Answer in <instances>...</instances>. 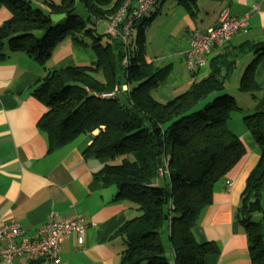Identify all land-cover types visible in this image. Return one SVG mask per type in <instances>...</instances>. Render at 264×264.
I'll list each match as a JSON object with an SVG mask.
<instances>
[{
  "label": "trees",
  "instance_id": "1",
  "mask_svg": "<svg viewBox=\"0 0 264 264\" xmlns=\"http://www.w3.org/2000/svg\"><path fill=\"white\" fill-rule=\"evenodd\" d=\"M164 1L156 0L151 7ZM124 2L0 0L11 12L0 26V60L9 53L22 54L45 64L65 40L88 47L95 58L92 64L48 72L31 90L46 108L37 127L46 135L48 149L86 135L89 142L82 156L110 161L94 177L104 186H114L116 199L138 212L115 232L124 247L119 264H169L167 249L173 264H204V258L217 254L218 248L212 242L198 243L193 229L212 203L215 184L225 180L245 153L238 136L227 127L231 113L241 108L225 92L226 81L240 63L248 61L238 90L248 93L257 88L254 75L264 57V41L224 47L209 60L205 77L193 79L183 93L161 103L151 91L168 67L148 61L145 54V31L155 14L134 21L126 42L121 39L123 26L134 6L127 7L114 36L95 33L96 24L106 26ZM176 2L190 12L196 6V0ZM76 3L83 16L76 15ZM62 14L61 21H51V16ZM196 72H190L192 78ZM103 94L112 96L103 98ZM243 121L259 160L245 180L234 216L245 234L250 264H264V113ZM165 176L168 182L159 186L157 180ZM163 232L167 244L160 239Z\"/></svg>",
  "mask_w": 264,
  "mask_h": 264
},
{
  "label": "crops",
  "instance_id": "2",
  "mask_svg": "<svg viewBox=\"0 0 264 264\" xmlns=\"http://www.w3.org/2000/svg\"><path fill=\"white\" fill-rule=\"evenodd\" d=\"M53 1L59 3L60 0ZM198 1L191 12L178 4L172 6L169 26L163 28V43L159 49L154 47L148 56L145 45L148 61L168 67L167 75L151 91L158 102L173 99L183 93L193 79L205 77L210 69L209 60L224 47L264 41V0H201L204 17L200 25L193 21L196 12L201 10ZM223 10L232 18H245L246 31L237 32L223 46L210 49L204 56L205 65L192 78L185 64L190 30L204 31L216 26ZM10 17V10L0 3V26ZM94 61L90 50L69 40L60 43L45 64L22 54L9 53L0 60V228L15 222L24 235L31 238L50 213H54L57 220L81 217L86 224L82 243L75 234L64 236L59 245L61 264H119L124 247L115 232L138 215L128 202L116 199L114 186H104L94 177L110 161L82 156L88 136L79 135L70 143L49 150L46 135L37 127L46 108L32 96V88L48 72ZM244 63L248 61L240 63L236 69L241 70ZM254 80L257 88L253 92H240L239 81L231 87L236 90L234 99L241 110L231 113L227 127L238 136L245 153L225 180L215 184L212 203L202 211L193 229L198 243L212 242L218 248L217 254L204 258V264H250L247 240L234 212L245 180L259 160L257 145L243 118L264 113V57L256 66ZM226 182L231 183L229 188ZM39 263L49 264L45 260ZM0 264L8 263L0 260ZM11 264L37 262L16 260Z\"/></svg>",
  "mask_w": 264,
  "mask_h": 264
},
{
  "label": "built area",
  "instance_id": "3",
  "mask_svg": "<svg viewBox=\"0 0 264 264\" xmlns=\"http://www.w3.org/2000/svg\"><path fill=\"white\" fill-rule=\"evenodd\" d=\"M156 0H125L123 6L111 22L106 24L105 32L111 36L116 34L117 24L121 21L127 7L133 11L127 23L123 26L121 39L126 42L132 31V24L145 15ZM245 18H232L226 10L220 12L218 24L204 31L192 28L190 30L189 49L185 53V64L189 72L194 73L205 65V54L214 47L224 45L237 32L246 31ZM112 94H103L108 98ZM230 182H226L229 188ZM86 224L81 217L57 220L54 213L48 214L46 222L39 227L31 238L24 235L23 230L15 222H8L0 228V260L8 264L16 260L34 263L45 260L49 264H61L59 245L64 236L75 234L82 243Z\"/></svg>",
  "mask_w": 264,
  "mask_h": 264
},
{
  "label": "rangeland",
  "instance_id": "4",
  "mask_svg": "<svg viewBox=\"0 0 264 264\" xmlns=\"http://www.w3.org/2000/svg\"><path fill=\"white\" fill-rule=\"evenodd\" d=\"M198 3H199V5L197 4V6H198V9L200 10L201 5H202L201 0H199ZM176 4H177L176 0H165L164 2L154 6L153 7L154 10L150 9L145 14L146 17H149V16L153 15L155 12H157V14H155V15H158L157 19L154 22L151 21L152 23L151 22L149 23V25H148V27L146 28V31H145V38H146L145 45H146L148 56L151 54V52H152L154 47H157L156 49H159L160 45L163 43V39H162V36L164 34L163 33V28H164V26H169L168 23H169V21L171 19L170 14L172 13V11H171L172 9L171 8H172V6H175ZM76 5H77L76 6V8H77L76 9V15L83 16L84 12H83V9L81 8V5L79 3H76ZM43 12L45 13V10H43ZM202 13H203L202 8H201V10L198 13L196 12V16L193 18V21H194L195 24L200 25L201 22L203 21L202 18L204 17V14H202ZM208 14L213 16V12L212 11H209ZM94 29H95L96 35H104L105 34V29H106L105 23L98 22L96 24V26L94 27ZM176 31H177V29H176ZM35 35H36L37 38L40 37L41 36V31L36 32ZM134 35H135V31L132 32V36H131L129 42L131 40L133 41ZM105 40H107L106 37L102 36L101 37V42L105 43ZM69 41H71V40H69ZM88 43H89V40H88ZM85 48L90 50L88 47H85ZM90 52H92V51L90 50ZM162 64L165 65L164 63H162ZM247 65H248V63H244L241 70H238V69L234 70L232 75L226 81V91L225 92L228 95L235 96L236 90L235 89L233 90L234 87L231 89V87L232 86H236L237 82L239 81V79H240V77H241V75H242V73H243V71H244V69H245V67ZM163 166H165V165L163 164ZM164 182H168V177L167 176L157 180V183H158L159 186H162L164 184ZM160 239H161L163 244H167L168 237L165 234V232H163V234H160ZM165 258H166V260L168 261L169 264H173L172 252L170 250H168V249L165 252Z\"/></svg>",
  "mask_w": 264,
  "mask_h": 264
},
{
  "label": "water",
  "instance_id": "5",
  "mask_svg": "<svg viewBox=\"0 0 264 264\" xmlns=\"http://www.w3.org/2000/svg\"><path fill=\"white\" fill-rule=\"evenodd\" d=\"M64 18H65V15L64 14H62V15H53V16H51V21L53 23H57V22L61 21Z\"/></svg>",
  "mask_w": 264,
  "mask_h": 264
}]
</instances>
